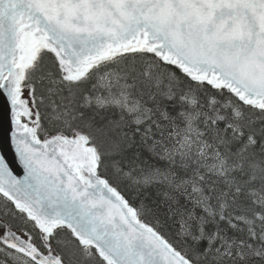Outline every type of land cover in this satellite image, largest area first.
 Here are the masks:
<instances>
[{"label": "snow or ice", "instance_id": "obj_1", "mask_svg": "<svg viewBox=\"0 0 264 264\" xmlns=\"http://www.w3.org/2000/svg\"><path fill=\"white\" fill-rule=\"evenodd\" d=\"M0 264H264V0H0Z\"/></svg>", "mask_w": 264, "mask_h": 264}, {"label": "water", "instance_id": "obj_2", "mask_svg": "<svg viewBox=\"0 0 264 264\" xmlns=\"http://www.w3.org/2000/svg\"><path fill=\"white\" fill-rule=\"evenodd\" d=\"M7 126V125H6ZM5 147H6V145H5Z\"/></svg>", "mask_w": 264, "mask_h": 264}]
</instances>
